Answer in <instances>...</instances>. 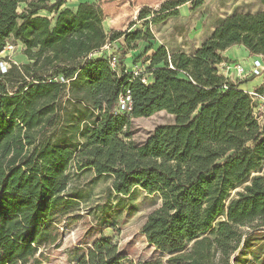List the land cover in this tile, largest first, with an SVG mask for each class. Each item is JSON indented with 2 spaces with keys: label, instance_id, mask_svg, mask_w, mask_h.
Wrapping results in <instances>:
<instances>
[{
  "label": "trees",
  "instance_id": "trees-1",
  "mask_svg": "<svg viewBox=\"0 0 264 264\" xmlns=\"http://www.w3.org/2000/svg\"><path fill=\"white\" fill-rule=\"evenodd\" d=\"M188 3L198 9L204 0L144 7L145 31L108 33L100 3L0 0V54L13 41L28 59L0 71V264H42L41 249L59 245L57 214L77 203L67 194L72 164L112 178L118 194L159 197L141 232L165 258L144 264H232L250 242L244 230H264V127L249 95L180 77L165 46L138 76L123 64L139 42L155 40L151 24ZM121 40L113 70L104 49ZM127 92L132 111L116 114ZM159 112L173 123L132 140L133 119ZM74 264L134 263L101 237Z\"/></svg>",
  "mask_w": 264,
  "mask_h": 264
},
{
  "label": "rangeland",
  "instance_id": "rangeland-1",
  "mask_svg": "<svg viewBox=\"0 0 264 264\" xmlns=\"http://www.w3.org/2000/svg\"><path fill=\"white\" fill-rule=\"evenodd\" d=\"M87 1L66 0L65 8L76 9L81 2ZM94 1L102 5L105 21L110 22L104 24L106 32L131 33L146 30L145 22H150L151 17L138 21L144 7L157 11L167 0ZM179 10V17L150 25L155 40L139 42L138 49L130 52L129 58L123 61L126 69L135 70L136 66L146 69V57L165 46L170 65L179 71L180 77L192 79L206 88L221 85L225 90L229 86L240 90L242 82L233 80L234 71L228 67L233 68L242 60L248 63L252 59L264 58L262 0H204L198 9H193L188 3ZM132 22L136 25L130 28ZM118 43L123 45L122 40ZM150 46L153 49L137 62ZM23 51L21 43L11 41L0 58L7 68L12 63L26 64L28 59ZM104 53L109 55L111 48L105 47ZM115 56L119 61L121 52ZM145 77L149 81L150 76L146 74ZM172 123V116L166 112L133 119L130 137L137 143H143L158 127ZM67 194L74 196L77 203L58 212L62 237L57 247L41 249L47 256L42 264H74L76 254L85 252L101 237L112 238L120 253L134 264L165 258L141 232L149 215L161 204L157 195H149L141 189L128 195L118 194L113 188L112 178L97 177L89 170L79 171L73 164ZM244 231L251 235L250 242L237 252L232 264H261L264 259V230L246 228Z\"/></svg>",
  "mask_w": 264,
  "mask_h": 264
},
{
  "label": "built area",
  "instance_id": "built-area-1",
  "mask_svg": "<svg viewBox=\"0 0 264 264\" xmlns=\"http://www.w3.org/2000/svg\"><path fill=\"white\" fill-rule=\"evenodd\" d=\"M106 48H111V53L108 55L111 58V66L113 70H116V65L118 64V59L116 54L121 51V45L118 42L110 44ZM105 50V49H104ZM106 54V53H105ZM102 55V54H101ZM107 55V54H106ZM149 64V62H147ZM230 69V66L228 67ZM135 70H131L135 76H138L141 72L145 70L142 68L134 67ZM235 71V79L238 81H246L250 78H257L264 76V58H257L253 61V65L250 69H246L243 65L237 64L232 68ZM0 71L2 74L7 72V66L4 61L0 62ZM144 83H148V78L144 77ZM251 99L253 116L259 123L261 127H264V89L257 88L251 92L247 93ZM132 111V98L130 92L121 95L118 106L116 108V114L129 116Z\"/></svg>",
  "mask_w": 264,
  "mask_h": 264
},
{
  "label": "crops",
  "instance_id": "crops-1",
  "mask_svg": "<svg viewBox=\"0 0 264 264\" xmlns=\"http://www.w3.org/2000/svg\"><path fill=\"white\" fill-rule=\"evenodd\" d=\"M87 2H89V3H96L94 0H92V1L89 0ZM81 3H85V2H81ZM128 58H129V56H128ZM254 60H256V59H252L248 63L242 62L243 61L242 60V61H239V64L243 65L246 69H250L252 67V65H253V61ZM231 69L232 68H230L229 70H231ZM232 71H234V69H232ZM233 80L234 81H238V80L235 79V71H234V78H233ZM241 82H242V84L240 85V90L241 91H244L246 93L251 92V91H253L254 89H257V88H264V76L257 77V78H250V79H247L246 81H241Z\"/></svg>",
  "mask_w": 264,
  "mask_h": 264
}]
</instances>
